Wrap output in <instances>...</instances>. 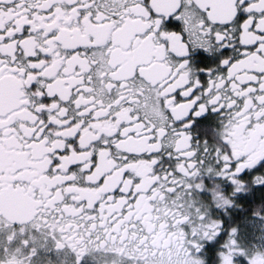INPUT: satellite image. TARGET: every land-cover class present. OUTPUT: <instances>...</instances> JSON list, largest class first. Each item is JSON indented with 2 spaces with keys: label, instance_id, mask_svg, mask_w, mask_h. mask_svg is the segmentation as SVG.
Wrapping results in <instances>:
<instances>
[{
  "label": "flooded vegetation",
  "instance_id": "flooded-vegetation-1",
  "mask_svg": "<svg viewBox=\"0 0 264 264\" xmlns=\"http://www.w3.org/2000/svg\"><path fill=\"white\" fill-rule=\"evenodd\" d=\"M264 213V0H0V264H204Z\"/></svg>",
  "mask_w": 264,
  "mask_h": 264
},
{
  "label": "rangeland",
  "instance_id": "rangeland-1",
  "mask_svg": "<svg viewBox=\"0 0 264 264\" xmlns=\"http://www.w3.org/2000/svg\"><path fill=\"white\" fill-rule=\"evenodd\" d=\"M264 225V213L255 221H250L245 224V228L241 227L242 234L238 238L231 237L230 242L221 244V248L217 249L215 264H264V253L253 251L248 244L254 240L258 231L256 227ZM254 256V257H253ZM253 257V258H252ZM204 264H210V255L206 252L201 253L198 257ZM252 258V259H251ZM251 259V260H250Z\"/></svg>",
  "mask_w": 264,
  "mask_h": 264
},
{
  "label": "built area",
  "instance_id": "built-area-1",
  "mask_svg": "<svg viewBox=\"0 0 264 264\" xmlns=\"http://www.w3.org/2000/svg\"><path fill=\"white\" fill-rule=\"evenodd\" d=\"M259 238L260 239L253 245L254 248H264V226H261Z\"/></svg>",
  "mask_w": 264,
  "mask_h": 264
},
{
  "label": "trees",
  "instance_id": "trees-1",
  "mask_svg": "<svg viewBox=\"0 0 264 264\" xmlns=\"http://www.w3.org/2000/svg\"><path fill=\"white\" fill-rule=\"evenodd\" d=\"M215 259H216V254L213 253V254H210V258H209V262L210 264H215Z\"/></svg>",
  "mask_w": 264,
  "mask_h": 264
},
{
  "label": "crops",
  "instance_id": "crops-1",
  "mask_svg": "<svg viewBox=\"0 0 264 264\" xmlns=\"http://www.w3.org/2000/svg\"><path fill=\"white\" fill-rule=\"evenodd\" d=\"M253 257H254V256H253ZM253 257H252V258H253ZM252 258H251V259H252ZM251 259H250V260H251Z\"/></svg>",
  "mask_w": 264,
  "mask_h": 264
}]
</instances>
